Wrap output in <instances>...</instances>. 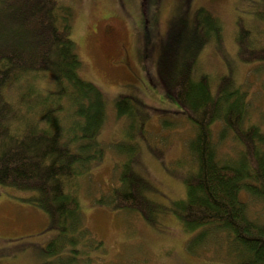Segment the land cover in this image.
<instances>
[{"label":"trees","instance_id":"1","mask_svg":"<svg viewBox=\"0 0 264 264\" xmlns=\"http://www.w3.org/2000/svg\"><path fill=\"white\" fill-rule=\"evenodd\" d=\"M200 7L176 39L185 37L183 46L159 57L168 96L194 127L185 197L174 201L178 207L156 198V185L137 168L139 143L131 139L114 143L122 158L114 162L115 183L96 202L138 211L151 223L175 211L192 233L187 249L205 264H264V127L252 119L250 93L246 83L235 82L230 62L218 76L200 60L212 40L222 45L224 31L223 20ZM237 18V54L264 61V27L255 32ZM257 20L264 24V11ZM73 27L74 8L65 0H0V186L28 192L23 198L42 208L56 229L47 245L51 258L41 264H89L104 249L87 224L82 195L84 178L113 145L99 138L108 103L82 74ZM139 103L122 93L114 105L138 131L144 124L135 120ZM221 142L230 148L221 149Z\"/></svg>","mask_w":264,"mask_h":264},{"label":"rangeland","instance_id":"2","mask_svg":"<svg viewBox=\"0 0 264 264\" xmlns=\"http://www.w3.org/2000/svg\"><path fill=\"white\" fill-rule=\"evenodd\" d=\"M65 1L74 8L72 37L84 62L82 74L107 97L109 113L101 140L113 143L83 182L86 221L103 240L104 248L93 253L89 264H205V257L187 249L192 233L175 211L169 210L157 223H151L138 211L99 205L96 197L115 183L114 162L122 158L114 143L131 139L139 143L137 168L156 185V198L178 207L174 201L185 197L186 158L191 160L187 142L194 127L168 96L159 73V57L183 46L185 37L179 42L176 39L190 29L200 6L205 14L212 11L224 22L222 45L215 47L212 40L200 60L210 69H218V76L229 69L226 65L230 62L235 82L246 83L250 93L252 119L264 127V61H243L238 46L236 49L237 16L255 32L262 30L264 24L258 23L257 15L264 11V0H156L153 5L152 0ZM260 42L264 43V32ZM183 56L177 55V62ZM249 63H254L255 69H249ZM122 93L140 99L135 120L143 119L144 124L139 131L136 125L130 126L129 118L117 115L115 100ZM220 146L230 148L224 142ZM28 195L0 186V264H41L51 258L47 245L56 229L50 227L42 208L23 198Z\"/></svg>","mask_w":264,"mask_h":264},{"label":"bare ground","instance_id":"3","mask_svg":"<svg viewBox=\"0 0 264 264\" xmlns=\"http://www.w3.org/2000/svg\"><path fill=\"white\" fill-rule=\"evenodd\" d=\"M107 110H108V112H107V113H109V108H107ZM99 138H101V137L99 136Z\"/></svg>","mask_w":264,"mask_h":264}]
</instances>
